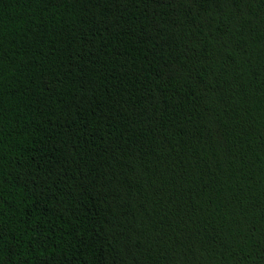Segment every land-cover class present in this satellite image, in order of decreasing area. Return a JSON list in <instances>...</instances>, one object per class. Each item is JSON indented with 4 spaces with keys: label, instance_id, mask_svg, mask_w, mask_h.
Returning a JSON list of instances; mask_svg holds the SVG:
<instances>
[{
    "label": "trees",
    "instance_id": "1",
    "mask_svg": "<svg viewBox=\"0 0 264 264\" xmlns=\"http://www.w3.org/2000/svg\"><path fill=\"white\" fill-rule=\"evenodd\" d=\"M0 264H264V0H0Z\"/></svg>",
    "mask_w": 264,
    "mask_h": 264
}]
</instances>
